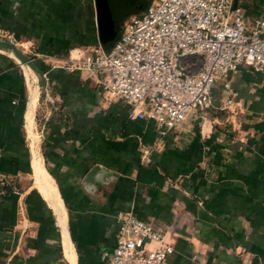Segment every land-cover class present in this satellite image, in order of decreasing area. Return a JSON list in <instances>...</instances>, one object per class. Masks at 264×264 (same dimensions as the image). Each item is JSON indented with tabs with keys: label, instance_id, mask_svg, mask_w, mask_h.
I'll return each mask as SVG.
<instances>
[{
	"label": "crops",
	"instance_id": "1",
	"mask_svg": "<svg viewBox=\"0 0 264 264\" xmlns=\"http://www.w3.org/2000/svg\"><path fill=\"white\" fill-rule=\"evenodd\" d=\"M238 8L249 23L264 17V0ZM0 30L45 61L117 38L101 41L94 0H0ZM43 64L40 154L38 98L27 109L36 82L0 51V264H105L122 211L166 226L165 264H264L262 72L226 78L232 123L190 118L160 135L81 72Z\"/></svg>",
	"mask_w": 264,
	"mask_h": 264
},
{
	"label": "built area",
	"instance_id": "2",
	"mask_svg": "<svg viewBox=\"0 0 264 264\" xmlns=\"http://www.w3.org/2000/svg\"><path fill=\"white\" fill-rule=\"evenodd\" d=\"M233 0H150L125 16L109 48L100 42L52 65L85 73L107 98L129 106L131 120L154 123L164 135L192 118L230 124L236 93L226 78L241 67L264 74V17L250 23ZM0 38L17 46L9 31ZM227 90L215 103L212 90ZM141 161H149L141 153ZM115 245L105 264H165L173 251L166 226L118 212Z\"/></svg>",
	"mask_w": 264,
	"mask_h": 264
},
{
	"label": "water",
	"instance_id": "3",
	"mask_svg": "<svg viewBox=\"0 0 264 264\" xmlns=\"http://www.w3.org/2000/svg\"><path fill=\"white\" fill-rule=\"evenodd\" d=\"M238 2L239 0H233L231 8L235 9L238 7ZM94 3L96 7L97 30L103 43L112 42L117 37L120 22L125 16L141 10L138 6L130 8V0H94ZM0 51L12 52L22 64L29 66L37 76L38 88H43L47 85L45 72L37 66L28 54L16 45L0 38Z\"/></svg>",
	"mask_w": 264,
	"mask_h": 264
},
{
	"label": "rangeland",
	"instance_id": "4",
	"mask_svg": "<svg viewBox=\"0 0 264 264\" xmlns=\"http://www.w3.org/2000/svg\"><path fill=\"white\" fill-rule=\"evenodd\" d=\"M129 1V0H128ZM132 1V2H131ZM148 0H139V3H136L137 6L139 7V9H142L144 6L147 5V2ZM136 0H130V3L133 4L135 3ZM132 7V6H131ZM130 7V8H131ZM129 15V14H128ZM17 47L19 49H21L23 52H25L26 54H28L34 61H37V60H40L42 59L41 61L43 63H48V65L52 66L53 64L54 65H60L62 64L61 62H59L58 60L54 59V60H49V61H45V59H47L46 57L44 56H37L34 54V51L32 48H28V47H24L22 46L20 43L17 44ZM83 48V47H82ZM55 68H59V67H55ZM59 69H62V68H59ZM86 76L87 78V75L85 73H82ZM50 84L47 83L46 86H44L43 88H39V95H38V101H37V110H36V115H35V120H36V124L33 128V131L35 133V136H36V143L38 145V149H39V153L41 154V140H42V136L44 135L45 133V129L44 127H42L43 125V115L45 114V111H46V105H45V102H44V97L46 96V93H47V89H49V86ZM217 85H215V88H218V86L216 87ZM218 103V102H217ZM29 143L31 142V137L28 139ZM69 232V231H68Z\"/></svg>",
	"mask_w": 264,
	"mask_h": 264
},
{
	"label": "bare ground",
	"instance_id": "5",
	"mask_svg": "<svg viewBox=\"0 0 264 264\" xmlns=\"http://www.w3.org/2000/svg\"><path fill=\"white\" fill-rule=\"evenodd\" d=\"M6 53L11 57L13 58L18 64L19 66L23 69L26 77H27V80L30 81L31 78L34 79V81L36 82V87L35 89H32L30 94H29V98H28V107L27 109H30L31 106H32V103H34L36 101V98H38V95H39V88H38V85H37V76L36 74L34 73V71L29 68V66H27L26 64H22L18 58H16L12 52H7ZM52 197V196H51Z\"/></svg>",
	"mask_w": 264,
	"mask_h": 264
},
{
	"label": "trees",
	"instance_id": "6",
	"mask_svg": "<svg viewBox=\"0 0 264 264\" xmlns=\"http://www.w3.org/2000/svg\"><path fill=\"white\" fill-rule=\"evenodd\" d=\"M150 0H148L147 2H149ZM148 4V3H147ZM102 38H105V37H102ZM35 63L37 64V66L41 69V70H43L44 72H46L47 71V67H45V65L42 63V61H40V60H37V61H35ZM55 70H58L59 68H54ZM47 76H48V73H47ZM213 95H214V88H213ZM214 101H215V103H217L216 102V97H214Z\"/></svg>",
	"mask_w": 264,
	"mask_h": 264
},
{
	"label": "flooded vegetation",
	"instance_id": "7",
	"mask_svg": "<svg viewBox=\"0 0 264 264\" xmlns=\"http://www.w3.org/2000/svg\"><path fill=\"white\" fill-rule=\"evenodd\" d=\"M132 2V1H131ZM136 3H139V0H136V2L135 3H133V4H131L130 3V7L132 6V7H134V6H137V4Z\"/></svg>",
	"mask_w": 264,
	"mask_h": 264
}]
</instances>
